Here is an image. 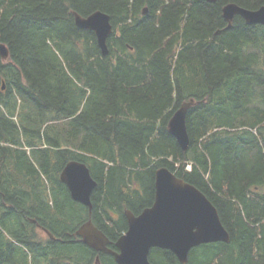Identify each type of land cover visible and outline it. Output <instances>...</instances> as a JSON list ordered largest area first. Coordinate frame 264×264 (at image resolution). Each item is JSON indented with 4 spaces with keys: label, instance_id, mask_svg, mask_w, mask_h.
Listing matches in <instances>:
<instances>
[{
    "label": "trees",
    "instance_id": "1",
    "mask_svg": "<svg viewBox=\"0 0 264 264\" xmlns=\"http://www.w3.org/2000/svg\"><path fill=\"white\" fill-rule=\"evenodd\" d=\"M231 2L264 5L0 0V264H117L75 233L91 218L115 248L125 211L154 203L162 166L203 191L230 233L187 264H264V25L236 15L227 28ZM95 11L113 25L106 55L75 23ZM192 99L183 151L168 122ZM74 160L97 181L91 213L61 181ZM149 258L182 264L167 249Z\"/></svg>",
    "mask_w": 264,
    "mask_h": 264
},
{
    "label": "water",
    "instance_id": "2",
    "mask_svg": "<svg viewBox=\"0 0 264 264\" xmlns=\"http://www.w3.org/2000/svg\"><path fill=\"white\" fill-rule=\"evenodd\" d=\"M222 15L228 23L227 28L232 27L236 15L248 24H264V6L251 10L229 3L223 7ZM75 17L77 26L96 30L98 44L106 53L107 39L112 32L110 16L96 11L87 17L75 13ZM0 54L3 58L9 54L3 44H0ZM193 104L194 100L184 102L168 122V131L183 151L190 145L187 113ZM61 181L72 199L87 206L91 213V196L97 181L89 167L83 162L71 161L62 170ZM125 216L128 228L117 239V250L109 247L111 240L91 220L82 224L76 235L90 248L112 255L117 264H152L149 255L154 247L172 251L182 264H186L193 247L209 242H230L231 239L217 207L208 196L165 166L156 171L154 203L138 215L126 210Z\"/></svg>",
    "mask_w": 264,
    "mask_h": 264
},
{
    "label": "bare ground",
    "instance_id": "3",
    "mask_svg": "<svg viewBox=\"0 0 264 264\" xmlns=\"http://www.w3.org/2000/svg\"><path fill=\"white\" fill-rule=\"evenodd\" d=\"M104 13V12H103ZM87 17V16H86ZM75 23H76V20H75ZM89 30H91V31H94L95 32V34H96V30L95 29H89ZM96 37H97V34H96ZM215 205V204H214Z\"/></svg>",
    "mask_w": 264,
    "mask_h": 264
}]
</instances>
